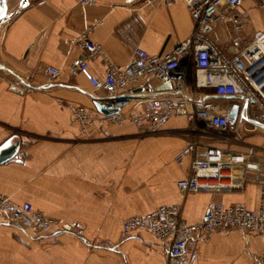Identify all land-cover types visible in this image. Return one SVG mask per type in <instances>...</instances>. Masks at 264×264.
I'll return each instance as SVG.
<instances>
[{
  "label": "crops",
  "instance_id": "0c3cea01",
  "mask_svg": "<svg viewBox=\"0 0 264 264\" xmlns=\"http://www.w3.org/2000/svg\"><path fill=\"white\" fill-rule=\"evenodd\" d=\"M20 2L7 0L9 12ZM239 12L247 33L264 29V0H246ZM194 28L183 0H97L86 6L79 0H31L0 25V147L19 144L14 158L0 162V195L31 203L58 225L54 237L31 239L13 224H0V264H168L167 243L147 231L122 238L123 221L162 205L178 206L186 224L201 222L214 202L258 208L254 183L239 192L179 191L190 165L189 157L183 165L176 162L189 140L180 134L189 127L184 116L167 122V134L141 135L125 124L85 138L58 102L93 108L95 96L105 95L70 70L84 54L72 43L81 33L90 31L104 49L107 62L88 63L102 78L108 62L127 66L136 47L150 54L172 52ZM213 35L223 44L229 31L220 27ZM49 68L60 73L48 74ZM135 87L137 109L160 90L154 79H140ZM217 101L233 109L239 104ZM240 133L247 143L264 147L260 128L240 127ZM180 264H264V238L225 226L203 232L188 241Z\"/></svg>",
  "mask_w": 264,
  "mask_h": 264
},
{
  "label": "built area",
  "instance_id": "2783aa9c",
  "mask_svg": "<svg viewBox=\"0 0 264 264\" xmlns=\"http://www.w3.org/2000/svg\"><path fill=\"white\" fill-rule=\"evenodd\" d=\"M195 23L192 35L172 52L150 54L136 47L127 66L117 68L107 63L105 75L96 77L88 69L93 59H104V49L93 41L89 32L81 33L76 43L84 54L70 65L72 74H82L91 83L96 104L108 110L104 114L64 99L61 106L70 113L71 123L89 138L110 125H132L141 135L167 134L164 126L172 117L184 116L189 127L181 132L189 137L187 147L176 158L183 165L190 158L189 174L178 181L183 195L197 192H239L249 183L259 187V204L250 210L237 203L210 205L201 222L186 224L175 205H162L156 210L123 221L122 238L134 232L147 231L169 245V263L180 264L188 241L197 234L221 227L238 228L264 238V147L249 144L240 133L260 128L264 132V29L246 32L247 20L239 12L246 0H183ZM95 5L97 0H79ZM229 31L221 44L214 38L218 28ZM48 74L58 76L56 68ZM154 79L161 89L157 95L134 107L139 95L135 83ZM26 91L31 88L22 86ZM18 89L17 86H14ZM220 99H238L236 119L229 118L232 105ZM216 143L225 145L217 146ZM240 146L243 149H233ZM0 224H13L31 239L51 238L58 233L57 222L37 211L31 203L0 195Z\"/></svg>",
  "mask_w": 264,
  "mask_h": 264
},
{
  "label": "water",
  "instance_id": "95a60500",
  "mask_svg": "<svg viewBox=\"0 0 264 264\" xmlns=\"http://www.w3.org/2000/svg\"><path fill=\"white\" fill-rule=\"evenodd\" d=\"M31 0H21L19 6L13 11L9 12L8 10V4L7 0H0V25L4 23L5 21L13 18L16 14H18L20 11H22L25 7H27L30 4ZM170 85H163L159 89H169ZM216 99H220L223 97H215ZM232 99V98H231ZM97 109L101 111L104 114H112L115 113L117 110H108L104 108L103 106H100L96 104ZM237 111V107L233 109V111L230 112L229 118L233 119L234 114ZM18 143L17 144H10V142L5 143L3 146L0 147V162H5L9 159L14 158L16 155V150L18 148Z\"/></svg>",
  "mask_w": 264,
  "mask_h": 264
}]
</instances>
